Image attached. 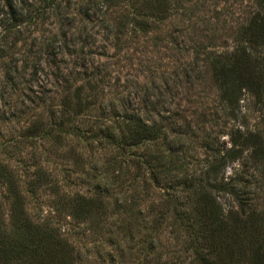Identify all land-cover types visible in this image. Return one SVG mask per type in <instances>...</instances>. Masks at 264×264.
Returning a JSON list of instances; mask_svg holds the SVG:
<instances>
[{
	"label": "rangeland",
	"instance_id": "rangeland-1",
	"mask_svg": "<svg viewBox=\"0 0 264 264\" xmlns=\"http://www.w3.org/2000/svg\"><path fill=\"white\" fill-rule=\"evenodd\" d=\"M72 2V55L58 57L67 63H59L60 71L45 63L53 56L38 53L40 43L62 30L50 11L40 17L44 25L24 29L25 43L0 52V166L15 176L23 191L38 171L46 172L48 183L30 198L24 194L29 210L81 254L78 264H196L184 229L174 223L188 201V193L176 183L200 178L206 170L213 155L206 146L208 137L229 149L231 128H245L242 118L233 122L227 117L212 64L233 50L241 26L255 11L253 0H189L184 10L153 25L146 35L133 33L128 25L118 32L115 20L129 15V9L110 11L104 19L87 18V0ZM40 11L33 13L39 16ZM17 57L40 67L33 73L19 63L13 85L6 82L5 73ZM65 81L72 90L63 93ZM79 86L90 108L72 116L67 125L72 127L60 132L63 97L73 96ZM240 109L251 130L264 129L250 93L242 97ZM131 117L161 132L159 141L135 151L138 159L130 158L134 162L120 156L102 135L110 132L119 139L120 125ZM33 125L44 128L46 135L30 137ZM157 156L171 169L170 179L160 184L153 179V164L145 163ZM247 162L246 152L243 159L229 163L226 179ZM7 193L0 184V203L8 219ZM77 194L98 199L103 204L100 213L88 221L72 217L65 205L69 195ZM217 197L225 213L236 209L229 195Z\"/></svg>",
	"mask_w": 264,
	"mask_h": 264
},
{
	"label": "trees",
	"instance_id": "trees-1",
	"mask_svg": "<svg viewBox=\"0 0 264 264\" xmlns=\"http://www.w3.org/2000/svg\"><path fill=\"white\" fill-rule=\"evenodd\" d=\"M38 1L43 8L37 7L34 0H0V52L6 51V46L12 52L18 43H25L24 29L40 23L44 25L45 20L40 17L50 11L60 21L62 30L54 38L40 43L38 53L43 51L53 56V60H46L45 63L60 71L59 63L67 65L63 59L72 55L73 45L69 40H74V26L69 15L75 4L72 0ZM188 1L87 0L84 15L87 18L97 15L104 19L110 11L129 9V15L121 14L116 18L118 21L115 20L118 32L128 25L132 26L133 33L146 35L151 32L153 25L168 22L174 14L184 10ZM253 4L255 11L241 26L233 50L216 57L212 64L215 83L227 117L233 122L242 118L246 123L245 128L236 125L231 128L229 135L232 147L229 149L218 138L208 137L206 146L213 151V155L206 170L200 178L185 180L184 184L176 183V186L182 187L183 193H188V201L182 204L184 210L177 213L174 223L184 229L196 264H264V129L251 130L240 109L242 97L250 93L264 122V0H253ZM38 8L43 11L39 16L33 13ZM108 29L112 30L111 27ZM59 56L63 59L58 60ZM28 57H31L30 54ZM19 63H22L24 70L31 68L33 73L38 72L40 67L39 63L30 66L27 57L24 60L13 58L6 67V82L16 85L14 73L18 72ZM64 67L67 69V66ZM68 84L69 81H65L63 93L72 90ZM73 93L71 97H63L64 109L58 124L60 132L72 127L67 126L71 124L72 116L79 117L90 108L84 87H77ZM119 130L120 138L117 140L113 133L102 135L105 140L112 141L118 154L126 159H138L135 151L161 138L160 129L138 118H126ZM28 134L30 137H40L46 135V132L39 125H33ZM246 152L248 162L240 172L227 180L224 171L228 164L243 159ZM161 162L162 156L151 157L145 162L146 165L153 164L152 175L158 184L169 180L171 173V169ZM46 183V172L40 170L35 175V181L23 191L15 176L6 167L0 166V184L7 188L8 193L4 199L9 207L7 219L4 217L3 204L0 203V264H78L81 261V254L75 251L58 230L29 210L30 204L24 194L27 193L30 198V194H35ZM220 194L229 195L236 209L225 213L218 201L217 195ZM260 194L263 196H258ZM67 199L65 209L80 221L90 220L96 213H100L103 206L98 199L79 194L69 195ZM142 264L161 263L158 260Z\"/></svg>",
	"mask_w": 264,
	"mask_h": 264
}]
</instances>
